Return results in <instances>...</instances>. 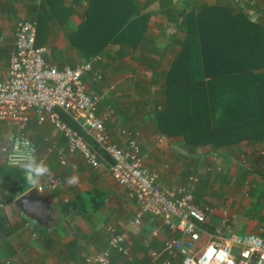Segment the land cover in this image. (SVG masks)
Instances as JSON below:
<instances>
[{
    "label": "crops",
    "instance_id": "1",
    "mask_svg": "<svg viewBox=\"0 0 264 264\" xmlns=\"http://www.w3.org/2000/svg\"><path fill=\"white\" fill-rule=\"evenodd\" d=\"M40 1L0 0V80L8 65L14 42L13 31L19 20L39 22L44 34L40 46L47 48L44 58L48 63L59 68L75 66L81 58L68 40V34L75 31L84 18L88 0H63L65 6L73 7L65 25L55 22L54 12L41 13L45 17L37 18L41 12ZM144 1L139 0L138 4L141 13L149 12V19L141 42L134 45L118 39L107 44L96 54L100 61L93 65L102 73V79L91 83L89 75L85 76L90 84L89 92L102 96L98 113L104 117L113 141L121 146L127 144L128 133L119 128L131 132L137 139L141 163L158 173V185L185 184L189 174L199 172V180L191 186L192 192L198 202L214 208L212 220L217 221L219 209L228 203L231 226L237 233L260 234L264 224V197L260 191H264V141L245 139L232 146L219 147L210 143L191 145L185 141L183 133L158 131L153 120L152 109L157 107L162 110L167 104L162 78L185 38L186 27L181 19L189 11L196 13L207 5L200 4L195 8L193 3H184L179 5L182 6L179 9L175 0H169L172 1L167 5L172 15L169 18L159 12L158 0H153L146 7H143ZM244 1L243 5L251 9V13L245 16L250 22L258 23L264 32V1ZM156 2L158 12L166 18H157L155 22L150 18L151 10L148 8ZM236 2L239 0H231L234 11L241 9ZM55 11L58 13V7ZM206 44L209 46L207 41ZM244 50L248 53L247 49ZM261 70L264 71V64ZM153 75L154 83H151ZM16 136L18 131L15 127L0 124V164L8 162L21 167L29 151L24 142L29 141L36 158L49 167V173L56 176L60 184L48 186L41 192L51 205V220L46 226L26 223L22 213L11 206L7 208V224L14 231L4 240L9 246L0 245L3 255L0 262L9 259V264H86L84 256L90 255L89 250L93 248L100 252L107 244L108 227H113L116 231L128 233L127 244L133 260L114 252L112 264H151L147 251L160 248L161 239L168 232L159 225L157 218L147 215L140 226H129L137 206L127 197L124 187L111 177L109 160L102 153L96 166L86 164L81 155L67 152L64 138L51 125H39L35 119H31L26 126L24 139L15 141L12 138ZM59 154L63 155L64 164L60 163ZM38 160L35 161L38 163ZM43 179L44 176L39 183ZM94 188L105 195L101 209L95 213L61 217L58 204L87 196ZM7 195L0 184V200L6 201ZM249 205L254 206L253 210L249 209ZM58 220L61 225L52 227L53 223L58 224ZM155 229L158 232L164 230L159 232L158 238L152 237ZM18 234L21 235L20 241ZM143 236L147 237L145 245L141 243Z\"/></svg>",
    "mask_w": 264,
    "mask_h": 264
},
{
    "label": "built area",
    "instance_id": "2",
    "mask_svg": "<svg viewBox=\"0 0 264 264\" xmlns=\"http://www.w3.org/2000/svg\"><path fill=\"white\" fill-rule=\"evenodd\" d=\"M36 33V22L17 21L13 48L0 80V124L17 129L18 136L12 139H24L26 126L35 119L39 125H51L64 138L67 152L81 155L86 164L96 166L102 153L109 160L111 177L124 187L127 197L137 206L129 226H140L143 217L149 215L158 218L160 226L168 232L161 239L160 248L147 251L151 264H264V224L260 234L237 233L231 226L228 203L219 209L214 222V208L198 202L192 192L191 186L199 180V172L189 174L185 184L160 186L158 173L141 163V149L131 132L119 128L128 133L125 146L113 141L104 117L98 113L102 96L89 92V82H99L103 77L93 68L100 61L99 55L81 57L75 66L59 68L45 60L46 47L35 46ZM62 113L80 131L71 127ZM24 144L29 151L23 168L28 156L38 160L31 142ZM59 160L65 163L62 154ZM59 184L57 177L48 173L35 188L42 192ZM108 232L106 246L100 252L84 256L86 264H111L113 250L132 259L128 233L113 227H108ZM156 233L157 229L153 235ZM9 263L7 259L1 264Z\"/></svg>",
    "mask_w": 264,
    "mask_h": 264
},
{
    "label": "trees",
    "instance_id": "3",
    "mask_svg": "<svg viewBox=\"0 0 264 264\" xmlns=\"http://www.w3.org/2000/svg\"><path fill=\"white\" fill-rule=\"evenodd\" d=\"M138 1L88 0L85 19L68 34L78 55L85 58L96 55L118 39L134 45L141 42L149 12L141 13ZM152 1H144L143 7ZM158 2L159 12L172 18L167 6L172 1ZM39 9L37 18L45 17L41 13L54 12L55 22L65 25L73 7L65 6L63 0H41ZM244 12L242 9L234 11L231 5L214 4L196 13L189 11L182 17L185 38L162 78L167 104L162 110L152 109L158 131L183 133L185 141L191 145L210 143L219 147L232 146L245 139L264 141V71L261 70L264 32L258 23L250 22ZM36 25L35 46L38 47L44 34L39 22ZM151 83H154V75ZM62 117L80 131L64 113ZM0 184L12 201L30 188L24 179V168L8 162L0 164ZM261 194L264 197V191ZM104 198L103 191L94 188L87 196L58 204L60 215L95 213L103 207ZM13 206L15 208L14 202ZM7 222V214L0 208V243L5 246L4 240L14 231ZM111 252L112 264L113 253L119 252Z\"/></svg>",
    "mask_w": 264,
    "mask_h": 264
},
{
    "label": "water",
    "instance_id": "4",
    "mask_svg": "<svg viewBox=\"0 0 264 264\" xmlns=\"http://www.w3.org/2000/svg\"><path fill=\"white\" fill-rule=\"evenodd\" d=\"M179 152L185 153L184 150L174 146ZM31 161V156H28L27 162ZM15 208L22 215L31 221L32 224L38 226H46L51 220V205L50 202L37 191L35 187H31L24 193L14 199Z\"/></svg>",
    "mask_w": 264,
    "mask_h": 264
},
{
    "label": "rangeland",
    "instance_id": "5",
    "mask_svg": "<svg viewBox=\"0 0 264 264\" xmlns=\"http://www.w3.org/2000/svg\"><path fill=\"white\" fill-rule=\"evenodd\" d=\"M245 2L244 0H239V2H236V3H239L238 5V7H240L242 10H244L245 12H244V14H249V13H251V9L248 7V6H244L243 5V2ZM247 1H249V2H251V0H247ZM175 5H183L184 3H193V7H195V8H197L200 4L201 5H203V6H208V5H214V4H218V5H232L231 4V0H175ZM152 5V4H151ZM174 8V7H173ZM182 8V6H179V9H181ZM188 8V7H187ZM257 8V7H256ZM148 10H151L150 11V18H152V21H158L157 20V18H166V17H164V16H162L159 12H158V6H157V2L156 3H153V5L150 7V8H148ZM252 10H254V8L252 7ZM255 11H257V10H255ZM259 16H260V14H258ZM172 25V24H171ZM162 65V64H161ZM160 65V66H161ZM159 66V68L161 69V67ZM139 73V72H138ZM138 75H140V74H138ZM143 75V74H142ZM155 75H156V73H155ZM160 74H158V76H159ZM137 77H139V76H137ZM145 78H147V77H145ZM143 80H146V79H143ZM147 81V80H146ZM260 191H263V189L261 190L260 189ZM264 200V199H263ZM259 203V202H258ZM11 206V208L12 207H14L13 206V201H12V199L10 198V196L9 195H7V197H6V201H3V200H0V208H2L3 209V211L4 212H6L7 211V208L8 207H10ZM253 208H254V206H252V205H249V209L250 210H253ZM13 209V208H12ZM59 225H61V223H60V221L58 220V224H56V223H53V226H52V222H51V225L50 226H52V227H56V226H59ZM163 231L164 230H160L159 232L160 233H163ZM153 232L154 231H152V237L153 238H158L159 237V232H158V229H157V233H156V235H153ZM19 235L20 234H18L17 236L19 237ZM30 236H32V235H30ZM17 237V238H18ZM9 238V237H8ZM14 238H16V237H14ZM20 238H21V235H20V237H19V241H20ZM146 236H143L142 237V239H141V243L142 244H144L145 245V241H146ZM0 245H2L1 243H0ZM4 248V247H3ZM153 249H157V248H153ZM98 251L96 250V248H93V249H90L89 250V253H91V254H94V253H97ZM2 263V262H1ZM0 263V264H1Z\"/></svg>",
    "mask_w": 264,
    "mask_h": 264
},
{
    "label": "clouds",
    "instance_id": "6",
    "mask_svg": "<svg viewBox=\"0 0 264 264\" xmlns=\"http://www.w3.org/2000/svg\"><path fill=\"white\" fill-rule=\"evenodd\" d=\"M49 171H50L49 170V167L46 164H44V163H37L35 161V159H33V160H31L29 163H27L24 166V179L32 187H35V186H37L39 184L40 179L43 176H45L46 174H48ZM154 218H156V217H154ZM159 225H160V222H159Z\"/></svg>",
    "mask_w": 264,
    "mask_h": 264
}]
</instances>
